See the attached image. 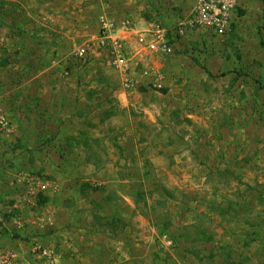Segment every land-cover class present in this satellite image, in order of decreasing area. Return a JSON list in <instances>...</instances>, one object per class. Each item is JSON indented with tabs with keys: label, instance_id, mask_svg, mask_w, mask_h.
Masks as SVG:
<instances>
[{
	"label": "rangeland",
	"instance_id": "374dc122",
	"mask_svg": "<svg viewBox=\"0 0 264 264\" xmlns=\"http://www.w3.org/2000/svg\"><path fill=\"white\" fill-rule=\"evenodd\" d=\"M132 1L141 7L138 17L152 26V35L178 29L192 7L190 0ZM237 4V21L225 36L218 38L199 30L197 37L194 31H187L176 39L178 44L171 56L157 59L161 67L170 65V60L180 64L169 76L174 87L171 95L180 101L160 96L158 88L151 86L149 102L139 108V103L131 100L129 112L130 102L127 105L114 93L120 85L109 89L119 78L108 65V48L98 47L100 26L97 24L94 29L95 11L85 4L80 8L82 24L93 32L81 46L86 49V56H72L71 60L81 68L78 79L87 85L77 90L78 103L72 101L66 110L76 108L75 115L86 116L76 124L79 131L91 133L129 126L134 135L130 148L139 133L140 139L159 147L150 150L153 146H149L146 153L154 161L151 166L145 164L123 172L128 175L126 187L132 192L133 201L142 202L140 196L146 194L139 213L140 224L146 223L147 231H136L143 246L130 248L132 264H264V0H237ZM111 6L110 3L108 7ZM186 39L188 46L183 42ZM57 58L54 55L52 60L58 61ZM17 79L7 76L5 82L14 84ZM90 80L96 84L89 88ZM0 85L5 86L3 81ZM5 101L9 104L10 99ZM33 103L26 104L29 107L21 114L32 115L33 121L26 122L25 128L21 124L19 134L0 136V245L17 253V264H44L33 251V240L28 239L36 231L26 230V226L19 231L16 223L21 221L10 211L22 194L16 183L19 176L51 178L42 174L46 169L38 164L44 156L46 139L42 133L37 134L42 123L36 121L49 108L35 111ZM0 107L8 116L1 104ZM55 107L56 111L63 110L62 105ZM56 111L52 116L59 115ZM110 111L115 113L114 118L119 117L114 124L108 120ZM124 115H130V120L122 121L120 117ZM8 120L12 127L9 117ZM70 122L68 126L74 124ZM63 124L59 120L48 125L60 128ZM102 135L93 137L101 146L99 158H117L109 148H102L110 144L107 140L112 141L108 134ZM84 137L90 138L89 134ZM115 141L118 142L116 138ZM139 154L140 158L144 155ZM58 156L63 158L64 154ZM121 173L120 170L118 175ZM86 185H81V190ZM112 191L114 188L109 190ZM38 210H26L24 218L32 217ZM163 234L174 241L172 249L159 247L158 237Z\"/></svg>",
	"mask_w": 264,
	"mask_h": 264
},
{
	"label": "crops",
	"instance_id": "0c3cea01",
	"mask_svg": "<svg viewBox=\"0 0 264 264\" xmlns=\"http://www.w3.org/2000/svg\"><path fill=\"white\" fill-rule=\"evenodd\" d=\"M110 3L112 6L108 7ZM83 4L95 11L94 29L97 24L100 26L102 17H108L118 25L128 20L133 24L129 30L117 32L124 46L128 67L113 68L119 81L109 86L111 91L120 85L118 91L114 93L127 105L128 101L130 102L128 112L133 106L131 100L139 103V108L149 102L147 98L151 92L148 89L151 86L158 88L160 96L174 102L180 101L178 97L176 100L173 99V81L169 80L171 73L178 70L177 66L180 64L173 60H170V65L164 67L157 64L158 58L167 55L152 48V26H148L144 18L142 20L138 17L141 16V7L135 3L139 9L135 11L132 0H0V8L3 9L0 13V82L3 81L5 84L0 85L2 102L0 104L12 122L9 134L12 132L19 134L17 129L22 128L21 124L25 128L27 123L33 121L32 115H21L33 101L36 100L33 103L35 111L49 108L43 115H38L36 120L41 121L44 126H41V132L37 134L42 133L46 139L44 156L38 164L42 165V169H46L42 174L51 177L46 180L57 184V190L48 191L44 196L39 195L37 198L21 197L20 194V198L17 196L18 201L15 200L16 203L10 211L17 215L23 225L22 228L26 226V230L36 231L28 237L29 241L33 240L34 245L49 248L59 255L57 264H132L129 258L130 248L143 246V239L138 237L136 231L138 232L140 228L147 231L146 223L140 224L139 213L146 194L140 196L139 200L142 202L135 200V203L132 192L128 186L126 187L128 175L124 176L123 172L130 168H141L145 164L151 166L154 161L149 160L150 156L146 153L149 146H153L150 150L159 147L156 144L152 145L145 138L140 139V133L134 131V134L138 135L135 141L138 142H134L133 148H130V138L134 135L129 126L97 129L91 133L79 131L76 124L85 120L86 116L75 115L76 108L68 109L69 112L66 110L65 107L72 101L78 103L77 90L87 85L78 79L77 74L81 73V68L71 60L73 53L82 48L87 36L93 32L87 29L85 26L87 24H82L84 19L82 20L80 8ZM190 10L191 7L188 14ZM168 22H172L171 17ZM175 30L173 28L167 31L173 50L178 44L176 39H179L174 33ZM198 31L192 33H197L198 37ZM142 39L144 42H140ZM187 41L186 39L183 42L188 46ZM54 55L59 57L57 59L60 64L57 68L51 66ZM108 65L110 66V63ZM110 69L112 71V67ZM146 69L153 73L144 78L143 72ZM63 70L68 72V76H64ZM71 72H74V75L68 79ZM7 76L8 78L16 76L18 79L14 84L7 85L5 82ZM57 76L61 79H56ZM127 81L132 85L129 89L124 87ZM95 84L91 81V84H88L89 88ZM166 84L170 88L168 91L165 89ZM7 97L10 99L9 104H5ZM26 104L29 106L25 107ZM56 105L59 107L62 105L63 110L61 108L56 111ZM143 110L146 113V108ZM55 111L57 112L55 114L59 115L52 116ZM114 115L115 113L110 111L108 120H111L112 124L119 119L114 118ZM124 116L120 117L122 121L130 120V115ZM59 120L64 122L63 126L50 128L54 121ZM70 121L74 122L72 126H68ZM103 133L108 134L112 141L107 140L110 144L106 148L102 145V148L105 150L109 148V152L116 154L117 158L102 160L99 158L101 146L97 145L98 142L94 141L93 137L103 136ZM88 134L90 138H85L84 136ZM139 139L143 142L141 143ZM59 153L64 154L63 158L58 156ZM66 153L68 154L65 156ZM131 153L138 154L130 156ZM139 153L144 155L140 158ZM129 156L135 161L131 163L132 159ZM84 169L89 170L85 172ZM120 170L122 173L118 175ZM139 179L140 176L137 177V180ZM81 185H86V188L81 190ZM113 188L114 192H109ZM106 189L108 192L105 194ZM42 198L45 202L41 204L39 200ZM34 208H38V212H34L30 218H24L26 210ZM41 260L48 264L46 259L41 257Z\"/></svg>",
	"mask_w": 264,
	"mask_h": 264
},
{
	"label": "built area",
	"instance_id": "2783aa9c",
	"mask_svg": "<svg viewBox=\"0 0 264 264\" xmlns=\"http://www.w3.org/2000/svg\"><path fill=\"white\" fill-rule=\"evenodd\" d=\"M237 0H192L190 13L179 24L176 29L178 37L184 36L188 31L206 30L215 37H223L233 29L235 21H237ZM133 27L131 21H123L120 25L116 24L110 18L102 17L100 21L99 37L97 44L100 49L108 48L109 63L112 68L126 69L127 60L124 56V46L117 36V32L126 31ZM152 48L158 52L170 55L173 53V46L169 43L168 34L162 31L152 35ZM140 42H144L143 39ZM86 49L84 47L73 53L74 58H84ZM57 60L51 62L53 68L59 66ZM64 76H68V72L62 71ZM151 71H146L143 75H150ZM124 87L129 89L132 87L130 82L124 83ZM11 125L8 116L0 107V135L9 134ZM16 183L22 188L21 197H38L44 196L48 191L57 190L55 182H49L45 179L33 178L28 175L19 176ZM34 202V201H33ZM19 222V220H16ZM17 224V228H22V223ZM158 245L163 250H170L174 247V241L166 234L158 237ZM33 251L38 253L39 257L47 260L48 264H57L59 255L49 248L41 245H33ZM17 253L0 245V264H17Z\"/></svg>",
	"mask_w": 264,
	"mask_h": 264
},
{
	"label": "trees",
	"instance_id": "16d2710c",
	"mask_svg": "<svg viewBox=\"0 0 264 264\" xmlns=\"http://www.w3.org/2000/svg\"><path fill=\"white\" fill-rule=\"evenodd\" d=\"M44 202H45V200L43 198L39 200V203H41V204Z\"/></svg>",
	"mask_w": 264,
	"mask_h": 264
}]
</instances>
